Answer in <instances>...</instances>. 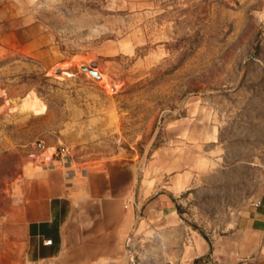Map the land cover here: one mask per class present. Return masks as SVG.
<instances>
[{
    "label": "rangeland",
    "instance_id": "rangeland-1",
    "mask_svg": "<svg viewBox=\"0 0 264 264\" xmlns=\"http://www.w3.org/2000/svg\"><path fill=\"white\" fill-rule=\"evenodd\" d=\"M72 166L104 202L128 194L103 230L62 206L58 229L78 236H39L34 184L65 189ZM211 170L231 207L211 198ZM179 173L176 213L148 211ZM260 187L264 0H0V264H185L224 228L211 214Z\"/></svg>",
    "mask_w": 264,
    "mask_h": 264
},
{
    "label": "crops",
    "instance_id": "crops-1",
    "mask_svg": "<svg viewBox=\"0 0 264 264\" xmlns=\"http://www.w3.org/2000/svg\"><path fill=\"white\" fill-rule=\"evenodd\" d=\"M222 174L225 175V172ZM216 175L220 176V173L217 174L211 170V181H208L206 185L208 190L211 189V198L214 196L212 194L215 193L216 188L221 189L224 194L223 204H217L216 206L231 207L232 197L231 186L228 185L229 181L217 180ZM181 180L182 174L179 173L173 176L171 178L173 186L167 187L170 189H165L163 193H156V196L146 207L147 210L156 211L155 215L159 212L163 214L166 211L173 214L175 212L174 208L180 204L179 194L184 189ZM34 188L38 190V193L29 200L27 221L32 226L40 229L39 236L46 237L49 234L42 232L44 230L48 231L49 228L52 230L54 227V236H78L75 233L64 234L63 229H58L59 223L66 221L64 219L62 222L60 219L62 206H67V209L64 210L66 215L73 212L72 207L74 206L85 207L81 212L90 211L91 214H94L95 221L100 223L99 228L103 230L104 206H119L120 200L126 198L125 193L128 194V183L121 188L120 186L115 187V190L110 187L116 193L104 202L103 197L100 195L103 189L92 180H89L87 185L85 181L79 178L78 171L73 169V166L68 171V181L65 189L59 188L54 178L46 183H36ZM227 190L228 192H226ZM62 191L68 197L61 195ZM173 198H175L174 201ZM235 203L238 208L233 215L216 210L211 214L219 216L217 219L224 221V228L212 233L208 240L195 239L193 246H191V257L185 264H264V189L262 188L250 200ZM176 216L179 220L178 215ZM31 235L34 236V234Z\"/></svg>",
    "mask_w": 264,
    "mask_h": 264
},
{
    "label": "bare ground",
    "instance_id": "bare-ground-1",
    "mask_svg": "<svg viewBox=\"0 0 264 264\" xmlns=\"http://www.w3.org/2000/svg\"><path fill=\"white\" fill-rule=\"evenodd\" d=\"M26 105L28 106L29 110H31V112H33L35 114H37V113L40 114L41 112L44 111L43 104H41L37 99H33L32 101H30Z\"/></svg>",
    "mask_w": 264,
    "mask_h": 264
},
{
    "label": "water",
    "instance_id": "water-1",
    "mask_svg": "<svg viewBox=\"0 0 264 264\" xmlns=\"http://www.w3.org/2000/svg\"><path fill=\"white\" fill-rule=\"evenodd\" d=\"M80 69L82 71H87L88 73H90V75H92L93 77H96V72L86 68L85 66H81ZM58 72L59 74H62V73H67L69 74L70 73V70L69 69H63V70H59V71H56Z\"/></svg>",
    "mask_w": 264,
    "mask_h": 264
}]
</instances>
